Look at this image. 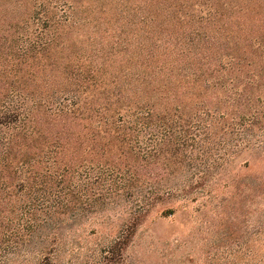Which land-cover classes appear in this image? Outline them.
<instances>
[{
    "label": "trees",
    "instance_id": "obj_1",
    "mask_svg": "<svg viewBox=\"0 0 264 264\" xmlns=\"http://www.w3.org/2000/svg\"><path fill=\"white\" fill-rule=\"evenodd\" d=\"M136 2L138 19L109 45L84 32L69 41L89 23L74 17L77 0L30 4L29 20L46 33L38 40L0 37V264L19 244L37 264H58L60 215L123 196L133 207L117 238L129 241L173 191L139 195L142 181L160 179L157 159L200 173L264 144L253 134L264 133V0Z\"/></svg>",
    "mask_w": 264,
    "mask_h": 264
},
{
    "label": "rangeland",
    "instance_id": "obj_2",
    "mask_svg": "<svg viewBox=\"0 0 264 264\" xmlns=\"http://www.w3.org/2000/svg\"><path fill=\"white\" fill-rule=\"evenodd\" d=\"M38 1L0 0V37L8 41L18 38L22 42L44 37L46 33L42 32L39 22L29 20L32 17L30 4ZM72 1L66 0L68 4ZM77 1L80 5H74L77 7L74 17L85 18L89 23L83 28H72L70 42L80 39V34L84 32L100 42L108 41L109 45L112 41L109 35L118 33L115 29L126 27L127 21L130 24L138 19L136 0ZM21 2L24 4L18 8ZM162 7L156 10L160 21L164 18ZM62 12L60 9L54 11L53 18L61 16ZM104 19H109L107 25ZM92 25L99 28L92 31ZM146 99L150 98L144 94L142 100ZM253 134L264 142V133H258V127L253 128ZM164 142L169 143L160 140L157 148ZM169 145L166 148L173 150V145ZM263 146V143H256L258 150L253 152L252 157L243 153L236 158H227L226 162L216 160L207 172L201 167L205 175L188 167L173 172L172 158L157 159L156 173L161 177L156 182L142 181L139 195H145L149 188L170 187L173 191L170 196L162 195L161 199L152 203L129 241L117 236L126 212L133 207V199L123 196L115 198L113 203L101 201L87 211H79L75 217L60 215L62 229L57 263L264 264V195L258 198L255 195L258 185L264 188V150L260 149ZM168 162L169 169L165 174L161 173L162 163L167 165ZM147 176L144 174L143 178ZM79 182L82 184L83 180ZM93 194L105 197L106 190L97 186ZM101 204L106 205L103 211L100 210ZM167 210L172 213L166 215ZM44 246H50V241ZM27 252L26 247L19 244L15 252L7 255L5 264H37L36 257L39 255Z\"/></svg>",
    "mask_w": 264,
    "mask_h": 264
}]
</instances>
